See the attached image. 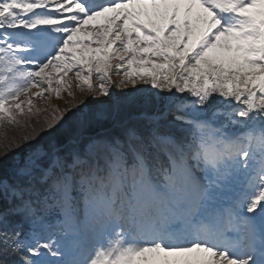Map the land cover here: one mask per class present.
I'll use <instances>...</instances> for the list:
<instances>
[{
  "label": "snow or ice",
  "instance_id": "6c2138e0",
  "mask_svg": "<svg viewBox=\"0 0 264 264\" xmlns=\"http://www.w3.org/2000/svg\"><path fill=\"white\" fill-rule=\"evenodd\" d=\"M8 127L0 264H264V0H0Z\"/></svg>",
  "mask_w": 264,
  "mask_h": 264
},
{
  "label": "rangeland",
  "instance_id": "374dc122",
  "mask_svg": "<svg viewBox=\"0 0 264 264\" xmlns=\"http://www.w3.org/2000/svg\"><path fill=\"white\" fill-rule=\"evenodd\" d=\"M126 91H128V92H133V94H135V95H140V94H137V93H135L134 92V90L133 89H131V88H129L128 90H126ZM142 94H146V92L145 93H142ZM120 94L119 93H117V96H119ZM103 98V97H102ZM38 103V105L41 107V108H43L44 107V102L41 100V101H38L37 102ZM94 103V102H93ZM95 107V106H94ZM133 111H135V110H133ZM46 114L47 113H43L42 115H34V116H32V117H23V116H18V119L21 121V122H25L26 120L28 121V122H31V123H35V121H37V120H40V121H42L43 120V118H44V116H46ZM47 115H50V113H48ZM9 130V131H8ZM23 131V129H18V128H15V127H8L7 128V131H0V134H6V135H8V137H11V138H15V137H18L19 136V134H20V132H22ZM13 159H14V157H13V155L10 153L9 154V156L8 157H6L5 158V160H4V166H5V164H7V166L8 165H10L12 162H13Z\"/></svg>",
  "mask_w": 264,
  "mask_h": 264
},
{
  "label": "bare ground",
  "instance_id": "6f19581e",
  "mask_svg": "<svg viewBox=\"0 0 264 264\" xmlns=\"http://www.w3.org/2000/svg\"><path fill=\"white\" fill-rule=\"evenodd\" d=\"M130 92H131V91H130ZM77 95H78V97H79L80 94L77 93ZM65 99H70V98H68L67 95L65 94ZM101 99H104V98H101ZM114 99H115V97H114ZM53 103H55V104H59L61 107H64V106H65L63 100L56 99V100L53 101ZM93 106H95V107H99L100 105H97V104L94 102V103H93ZM44 107H45V105H44Z\"/></svg>",
  "mask_w": 264,
  "mask_h": 264
},
{
  "label": "trees",
  "instance_id": "16d2710c",
  "mask_svg": "<svg viewBox=\"0 0 264 264\" xmlns=\"http://www.w3.org/2000/svg\"><path fill=\"white\" fill-rule=\"evenodd\" d=\"M7 131V130H6ZM9 131V130H8ZM8 136V135H7ZM15 138H17V137H15ZM5 168H7V164H5V166H4Z\"/></svg>",
  "mask_w": 264,
  "mask_h": 264
}]
</instances>
